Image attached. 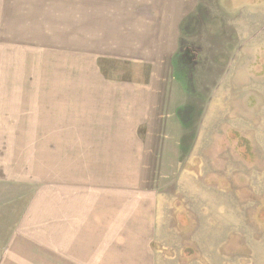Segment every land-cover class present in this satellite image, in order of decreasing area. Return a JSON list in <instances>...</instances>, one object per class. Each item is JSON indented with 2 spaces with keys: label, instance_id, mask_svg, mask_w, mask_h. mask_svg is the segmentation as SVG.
Returning a JSON list of instances; mask_svg holds the SVG:
<instances>
[{
  "label": "rangeland",
  "instance_id": "obj_1",
  "mask_svg": "<svg viewBox=\"0 0 264 264\" xmlns=\"http://www.w3.org/2000/svg\"><path fill=\"white\" fill-rule=\"evenodd\" d=\"M199 7L172 72L101 62L106 80L161 82L152 97L182 104L174 120L146 121L145 153L120 159L127 167L112 170L102 153L93 154L103 167L89 154L84 168L71 165L69 188L87 195L86 216L69 221L51 204L70 173L63 153L46 152L48 137L0 136V264H264V0H200ZM31 15L0 8V81L24 82L27 93L32 83L84 80L90 66L45 48L50 25ZM174 126L179 135H159ZM74 225L85 254L65 260L64 232ZM53 236L56 255L48 257Z\"/></svg>",
  "mask_w": 264,
  "mask_h": 264
},
{
  "label": "crops",
  "instance_id": "obj_2",
  "mask_svg": "<svg viewBox=\"0 0 264 264\" xmlns=\"http://www.w3.org/2000/svg\"><path fill=\"white\" fill-rule=\"evenodd\" d=\"M199 2L0 0V8L30 9L33 20L38 19L40 25H50L49 37L43 45L45 48L75 57H69L73 60L81 59L85 67L90 66L86 78L76 81L75 86L53 82L48 83V87H40L43 84L37 82L27 87L31 91L25 93L24 82L0 81V136L8 137L12 143L17 137H48L46 152L64 154L60 163L70 174H64L61 188L57 192L54 190L56 195L51 193L50 196L53 208L57 203L64 218L71 221L72 216L87 214V195L79 198L69 188L71 165L73 167L76 163L84 168L80 160L84 159L83 154L86 157L89 154L91 161L103 167V158L93 154L102 153L113 162H109L112 170L127 167V164L118 163L120 159L126 162L137 151L145 153L139 130L146 121L174 120L175 112L182 104L176 99L152 97L155 90L161 89V82H152V85L141 88L135 83L106 80L101 62L148 64L156 67L155 72H172L176 49L180 48L188 34L187 28L199 15ZM16 23L21 25L18 20ZM51 34H55V39ZM160 63L165 70L160 69ZM147 130L149 138H160L161 134L166 137L179 135L176 126L160 130L159 135L149 128ZM51 137L56 140L52 142ZM52 162L55 168L56 160ZM113 196L119 203L118 194ZM73 198H79V204L74 208ZM51 215L55 223L57 214ZM73 245L75 249L71 253ZM85 250L81 226L74 225L71 235L64 232L65 260H82ZM55 255L53 236L48 257Z\"/></svg>",
  "mask_w": 264,
  "mask_h": 264
}]
</instances>
